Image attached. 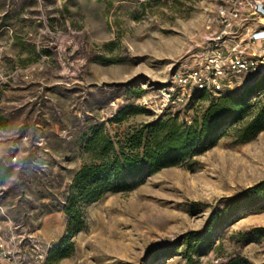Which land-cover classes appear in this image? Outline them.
I'll return each mask as SVG.
<instances>
[{
    "label": "rangeland",
    "instance_id": "rangeland-1",
    "mask_svg": "<svg viewBox=\"0 0 264 264\" xmlns=\"http://www.w3.org/2000/svg\"><path fill=\"white\" fill-rule=\"evenodd\" d=\"M221 1L0 0V264H264V187L216 220L229 199L264 184V130L245 142L236 134L253 113L181 164L82 205L83 226L54 250L93 131L116 142L166 118L190 125L264 79L244 74L233 90L157 112V89L202 43ZM252 103L255 112L264 91ZM204 231L209 246L187 262L188 234Z\"/></svg>",
    "mask_w": 264,
    "mask_h": 264
},
{
    "label": "trees",
    "instance_id": "trees-1",
    "mask_svg": "<svg viewBox=\"0 0 264 264\" xmlns=\"http://www.w3.org/2000/svg\"><path fill=\"white\" fill-rule=\"evenodd\" d=\"M260 91H264V79L245 88L239 95L218 98L190 125L180 124L175 118H166L145 125L131 135H126L123 141L116 142L103 129L93 131L83 147L85 152L90 153V158L74 175L65 199L63 211L68 218L67 235L54 250L58 252L70 236L83 226L82 205L94 202L106 193L128 190L129 180L133 177L141 179L162 168L181 164L193 156L201 143L214 142L230 123H239L245 117H251L252 113L253 116L242 122L237 129L238 140L248 141L264 130V103L259 104L255 112L252 109L253 103L247 104L248 97ZM262 187L264 184H259L229 199L223 213L216 218L218 226L232 213L248 207ZM209 244L208 231L188 234L187 262H192L191 252ZM159 253L172 256L174 250L169 248Z\"/></svg>",
    "mask_w": 264,
    "mask_h": 264
},
{
    "label": "built area",
    "instance_id": "built-area-1",
    "mask_svg": "<svg viewBox=\"0 0 264 264\" xmlns=\"http://www.w3.org/2000/svg\"><path fill=\"white\" fill-rule=\"evenodd\" d=\"M205 37L157 89L156 110L167 112L198 94L233 90L244 74L264 77V0H222L204 17Z\"/></svg>",
    "mask_w": 264,
    "mask_h": 264
}]
</instances>
